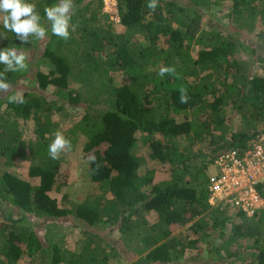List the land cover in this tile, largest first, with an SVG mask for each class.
<instances>
[{
	"label": "trees",
	"instance_id": "16d2710c",
	"mask_svg": "<svg viewBox=\"0 0 264 264\" xmlns=\"http://www.w3.org/2000/svg\"><path fill=\"white\" fill-rule=\"evenodd\" d=\"M219 1L228 2L227 21L233 26L200 31L201 9ZM25 2L36 5L48 34L43 41L30 36V42L22 43L3 27L0 13V50L24 52L29 66L4 73L11 89L0 93V163L34 159L27 177L37 184L0 170V264L22 259L25 264H110L120 251L131 264H186L184 260L198 255L193 250L198 239L172 232L189 223L196 235L207 228L220 235L230 223L231 237L253 255L246 264H264V207L247 218L209 206L206 166L216 155L203 163L191 150L195 143L220 145L226 135L227 146L239 148L254 137L256 132L226 133L220 109L227 99L248 119L244 126L264 123V49L258 51L250 35L253 21L264 25V0H158L154 11L147 7L150 0H114L122 33L112 32L101 10L103 0H73L70 23L75 30L70 27L67 41L51 33L44 11L60 0ZM138 33L146 47L135 37ZM255 65L261 73L252 71ZM162 67H174L176 75L161 77ZM4 68L0 64V73ZM114 73L126 83L114 86ZM181 87L187 89L188 103L180 102ZM20 91L25 102H9ZM65 107L78 109L77 118L53 132L49 118L66 113ZM198 115L204 119L189 120ZM27 122L36 131L32 141L23 142L19 132ZM57 131L71 144L83 141L87 175L100 189L71 207L65 194L60 204L49 196L65 188L64 181H57L59 159L48 153ZM174 137H181L183 145L173 142ZM138 143L149 159L169 168V182L151 185L152 172L141 173L145 162L135 156ZM260 193L264 201V190ZM142 213H155L156 221L147 223L140 219ZM236 219L240 222H232ZM55 221L76 224L82 232V245L66 260L54 234H37ZM113 231L126 240L121 248L110 243L106 249V235ZM125 243L139 246L144 255L134 258Z\"/></svg>",
	"mask_w": 264,
	"mask_h": 264
},
{
	"label": "rangeland",
	"instance_id": "374dc122",
	"mask_svg": "<svg viewBox=\"0 0 264 264\" xmlns=\"http://www.w3.org/2000/svg\"><path fill=\"white\" fill-rule=\"evenodd\" d=\"M101 10L104 14L107 15L108 21L111 23L112 32L122 33L123 28L118 24L114 0H103ZM201 10L205 16L200 31L205 32L206 30L214 29L216 27L233 26L231 22L227 21V13L230 11L228 2L219 1L216 4L210 3L207 9L203 8ZM255 20H257V17L255 18ZM257 21H253L256 24L253 23L250 35L252 38H254L253 46H255L258 51H262L264 49V25L262 26ZM200 35L201 33H199L198 36ZM135 37L140 42L142 47L147 46V42L143 39L141 34H135ZM44 66L45 65L42 63L41 67L44 68ZM253 70L258 73H261V67H257V65L252 68V71ZM110 77L114 86H119L123 83H126V79L121 77L119 74H110ZM231 81L232 80L229 77V83ZM234 85L236 87L239 86V81H236ZM25 87H27V85H25ZM21 93L22 92L20 91L17 96L21 95ZM232 103L229 101V99H227L220 109L222 110L221 116L223 118L224 127L228 135L237 130H242L246 133L247 136L252 135L255 132V134H257L264 131V123L261 121L255 123L254 127H250V125L244 126V123H247L248 119H246V117L240 116L239 113H236ZM63 111L66 113L62 115L60 113H54L49 118L50 122L53 123V132L59 127H62L63 129L70 126L74 119L77 118L76 114L78 115L79 113L78 109L71 110L67 107H65ZM175 118L176 120H182V118H179L177 116ZM203 119L204 117L198 115L189 120L194 122H200ZM240 124L243 125V127ZM20 130L21 132L19 133L21 141L26 142L32 141L34 139L36 129L33 125V122H27L23 125L21 124ZM226 137L227 135L224 137L222 144H217L216 146H208L205 144L195 143L191 147L192 153H195L198 160L204 163V161H207L213 155H218L219 153L229 148L227 146L228 137ZM172 141L183 145L181 137H174ZM82 142L83 141L79 140L75 144H72V148L70 151H65L60 155L57 181H64L65 188L61 191L60 194L55 192H51L49 194V196L51 198H54L58 204L61 203V194L66 195L69 203L68 206L71 207V205H77L81 203L86 195L95 196L100 193L99 187H97L95 183L91 182L87 175L88 159L81 151ZM135 156L143 159L145 162V164L140 170L141 173H144L146 169L152 172L153 179L151 185L162 181H170L169 168L165 164H161L156 160L149 159L146 156L144 146L140 143H138L135 149ZM35 163L36 161L34 159H29L25 161L14 160L11 162V164L6 166L0 163V170H5L9 172V174L19 179L26 180L30 185H36L37 179L27 177V169L30 166H33ZM212 171L213 170L211 168V164H208L206 166V174L209 175L210 173H212ZM149 187L150 186H146L144 189L149 190ZM227 209L230 210L229 207H227ZM224 212L226 215L234 213L232 211ZM140 216V219L145 218L147 223L149 224H153L156 221L155 213L145 214V216L142 213V215ZM232 222L238 223L240 222V219H236ZM189 225H191V223L185 224L182 227H178L175 229L174 232H172V234L179 232L180 235L186 236L189 239H198L196 249H193L198 251V255L197 257L184 260L183 262L186 264H217L220 260L224 264H246L248 258L250 259L253 256L252 254H250L251 252H249V249H243L242 241L233 239L231 237L230 227H232V225L230 223L226 224L225 229H223V233L220 235H218V229L210 231V229L208 228L205 229V231L199 230L197 232L199 234L196 235V233H192L188 229ZM42 228L43 230L41 231L36 230L37 234L41 237L44 234L46 238H50V235L54 234L55 238L53 241H55L56 245L59 247L61 251V258H63L64 260H66L67 257L72 255L73 253L75 254L82 245V232L76 224L70 225V223H66L65 225H63L55 221L49 226L44 224ZM105 232L106 231H104V233ZM106 240L108 242L103 245L104 248L108 249L110 247V243H112L114 247L119 246V248H121V241H125L126 238L120 232L113 231V233L106 235ZM126 245V250L128 251V253L132 251L135 254L134 258L136 259L141 258L145 253V250L140 249L139 246V249L132 247L131 245H134V243H131L130 246L129 244ZM119 254L120 255L111 258L110 264H131L128 260V254H123L121 251L119 252ZM26 262V259H22L19 261L18 264H25Z\"/></svg>",
	"mask_w": 264,
	"mask_h": 264
},
{
	"label": "clouds",
	"instance_id": "9594fccd",
	"mask_svg": "<svg viewBox=\"0 0 264 264\" xmlns=\"http://www.w3.org/2000/svg\"><path fill=\"white\" fill-rule=\"evenodd\" d=\"M158 0H150L147 7L155 10ZM74 10L73 0H60L59 4L45 8L47 20L51 22V33L61 39L67 41L70 39V27L72 13ZM0 13H3V27L15 33L17 39L22 43H28L29 37H35L37 40L43 41L48 30L41 25V17L36 11V5L26 3L25 0H0ZM0 64L5 66L4 72L0 73V93H7L11 89V85L6 82L4 73L6 72H21L28 70L26 63V55L24 52H18L16 48H5L0 50ZM165 74L176 75L174 67L160 68L159 75L163 77ZM177 78H179L177 76ZM180 102L188 103L190 97L187 94V89L181 87ZM9 102L24 103L23 97L11 96L8 97ZM72 148L71 141L67 139L61 132L55 133V139L48 147V153L51 159L58 160L61 153L70 151ZM93 162H94V158ZM207 175V174H206Z\"/></svg>",
	"mask_w": 264,
	"mask_h": 264
},
{
	"label": "built area",
	"instance_id": "2783aa9c",
	"mask_svg": "<svg viewBox=\"0 0 264 264\" xmlns=\"http://www.w3.org/2000/svg\"><path fill=\"white\" fill-rule=\"evenodd\" d=\"M207 176V203L252 218L264 207V131L216 155ZM227 207L230 208L227 209Z\"/></svg>",
	"mask_w": 264,
	"mask_h": 264
}]
</instances>
